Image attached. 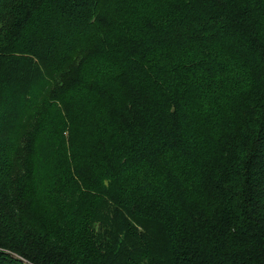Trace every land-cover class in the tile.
<instances>
[{
    "label": "trees",
    "instance_id": "1",
    "mask_svg": "<svg viewBox=\"0 0 264 264\" xmlns=\"http://www.w3.org/2000/svg\"><path fill=\"white\" fill-rule=\"evenodd\" d=\"M0 264H264V0H0Z\"/></svg>",
    "mask_w": 264,
    "mask_h": 264
}]
</instances>
